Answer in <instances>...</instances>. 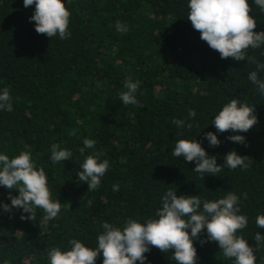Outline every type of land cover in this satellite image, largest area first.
Wrapping results in <instances>:
<instances>
[{
  "label": "trees",
  "instance_id": "obj_1",
  "mask_svg": "<svg viewBox=\"0 0 264 264\" xmlns=\"http://www.w3.org/2000/svg\"><path fill=\"white\" fill-rule=\"evenodd\" d=\"M71 13L70 37L48 38L35 31V5L23 0H0V93L7 88L13 111H0V154L13 158L31 154L43 168L53 201L61 202L58 217L45 221L42 209L35 219H21L22 209L0 207V264H49L53 247L69 249L70 240L95 248L108 222L123 228L128 219H154L168 190L176 195H199L216 201L229 191L240 199L247 226L237 232L253 247L255 264H264V245L256 248V226L264 215V94L248 79L255 64L235 61L200 39L187 20L189 0H62ZM254 31H264V12L248 0ZM127 25L120 33L116 23ZM264 45L248 55L264 63ZM264 79V71L258 73ZM125 80L139 81L136 99L142 105H124L120 94ZM232 99L255 106L258 123L246 133H218L211 121ZM194 110V118L189 117ZM174 119L192 123L178 129ZM75 130V135L69 134ZM221 141L210 147L204 134ZM242 135L247 146L227 139ZM96 141L85 149L84 139ZM180 139L197 141L206 153L224 163L230 150L252 160L247 170L223 167L217 176L193 171L196 162L172 155ZM72 153L53 164L51 145ZM101 153L109 162L100 186L87 191L78 173L88 155ZM203 176L205 178L203 179ZM119 191H113V185ZM15 190L0 185V204H11ZM247 198H244V194ZM190 233V229H188ZM206 230L193 241L197 264H234L214 241L201 245ZM172 253L152 247L145 264H176ZM102 254L96 264H102ZM136 264H140L139 261Z\"/></svg>",
  "mask_w": 264,
  "mask_h": 264
},
{
  "label": "clouds",
  "instance_id": "obj_2",
  "mask_svg": "<svg viewBox=\"0 0 264 264\" xmlns=\"http://www.w3.org/2000/svg\"><path fill=\"white\" fill-rule=\"evenodd\" d=\"M261 12H264V0H253ZM35 5L29 18L35 22L37 34L48 38L57 34L61 40L70 37L68 31L71 13L62 0H23L25 8ZM187 20L191 22L194 30L200 33V39L220 54L221 59L233 58L235 61L247 60L255 64L256 70L247 75V79L264 94V79L258 75L264 71V63H260L254 56L248 55V49H259L264 45V31L256 32V20L250 15L252 9L248 0H189ZM116 30L120 33L128 31L127 25L117 22ZM264 54V53H262ZM139 81L125 80L126 91L120 94L124 105H142L136 99ZM255 106H248L237 99H232L214 115L211 123L216 132L246 133L257 123L254 114ZM0 111L12 112V102L9 90L5 88L0 93ZM194 110H189L188 116L194 118ZM173 123L178 129L191 130L192 123L185 124L184 120L174 119ZM69 134L75 135V130ZM210 147H218L221 141L213 132L204 134ZM229 141L247 146L242 135H230ZM85 149H93L96 141L84 139ZM72 153L58 145H51L50 159L53 164L67 161ZM101 153L88 155L81 165L78 173L80 181L87 185V191L96 190L101 184V178L109 170L107 159L99 160ZM172 155L183 157L186 162H196L193 171L199 174L209 173L217 176L223 169L241 168L247 170L252 160L249 156L238 155L230 150L224 156V163L217 164L216 157L206 153L201 143L180 139L175 143ZM205 176H203V179ZM0 185L8 190H15L18 195L12 196L9 191L11 204H0L5 212L11 209H22L27 213L21 219H35V210L42 209L45 213L43 219L50 221L58 217L61 211V202L53 201L48 188V178L43 168L37 170L31 154L21 151L13 158L0 154ZM113 191H119V185H113ZM247 198V194H244ZM240 213V199L229 191L224 198L216 201H202L199 195H176V190H168L162 197V206L156 210L154 219L145 223L128 219L123 228L114 227L108 222L101 226L103 232L97 237L95 248L86 247L78 240H70L69 249L62 251L53 247L48 251L49 264H96L97 257L102 254V264H145V253L152 247L162 253L171 252V258L176 264H197V251L193 241L200 238L206 230V239L200 243L214 241L218 244L226 258H234V264H255L254 249L248 242L237 235L239 230L247 226L248 218ZM258 228L264 229V215H258L255 220ZM190 229L189 231H187ZM256 248L264 245V235L257 232L254 236Z\"/></svg>",
  "mask_w": 264,
  "mask_h": 264
}]
</instances>
